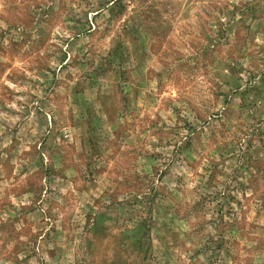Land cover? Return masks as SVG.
Segmentation results:
<instances>
[{
    "label": "rangeland",
    "instance_id": "obj_1",
    "mask_svg": "<svg viewBox=\"0 0 264 264\" xmlns=\"http://www.w3.org/2000/svg\"><path fill=\"white\" fill-rule=\"evenodd\" d=\"M0 264H264V0H0Z\"/></svg>",
    "mask_w": 264,
    "mask_h": 264
}]
</instances>
